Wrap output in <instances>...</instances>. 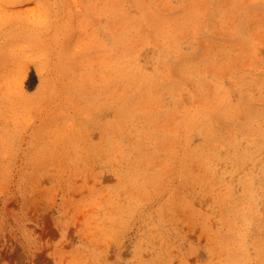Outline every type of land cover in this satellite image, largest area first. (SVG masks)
Wrapping results in <instances>:
<instances>
[{
    "label": "rangeland",
    "instance_id": "1",
    "mask_svg": "<svg viewBox=\"0 0 264 264\" xmlns=\"http://www.w3.org/2000/svg\"><path fill=\"white\" fill-rule=\"evenodd\" d=\"M0 264H264V0H0Z\"/></svg>",
    "mask_w": 264,
    "mask_h": 264
}]
</instances>
